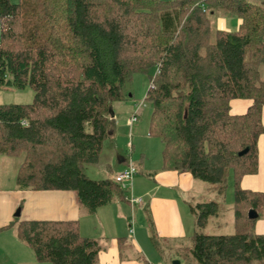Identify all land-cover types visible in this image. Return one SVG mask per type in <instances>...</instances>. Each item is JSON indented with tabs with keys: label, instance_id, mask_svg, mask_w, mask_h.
Masks as SVG:
<instances>
[{
	"label": "trees",
	"instance_id": "obj_1",
	"mask_svg": "<svg viewBox=\"0 0 264 264\" xmlns=\"http://www.w3.org/2000/svg\"><path fill=\"white\" fill-rule=\"evenodd\" d=\"M223 14L242 19L236 31L218 26ZM0 28V85L35 90L31 103L0 104V156H23L18 185L73 191L92 213L125 198L120 183L85 167L116 131L112 107L125 83L156 67L146 98L162 167L190 172L223 198L234 182L235 231L202 232L220 202L191 205L192 254L200 264H264L255 230L264 192L241 186L258 171L264 134V0H0ZM235 99L252 102L238 114ZM18 235L40 262L99 264V243L77 220H25Z\"/></svg>",
	"mask_w": 264,
	"mask_h": 264
},
{
	"label": "crops",
	"instance_id": "obj_2",
	"mask_svg": "<svg viewBox=\"0 0 264 264\" xmlns=\"http://www.w3.org/2000/svg\"><path fill=\"white\" fill-rule=\"evenodd\" d=\"M219 19L218 26L230 31L226 20ZM237 21L239 28L242 19L237 17ZM251 102L249 99L233 100V113H244ZM149 135L151 136L150 133ZM114 137L116 131L111 139H115ZM159 143L162 142L155 138L147 139L142 148L148 146V149L141 152L137 165L130 160L136 165L137 172L131 185L125 190V198L117 196L93 213L80 203L73 191L34 190L18 185L16 177L19 165L14 186L0 187V264H49L38 261L33 248L18 235L19 224L32 219L77 220L81 234L98 241L99 264H156L160 257L157 254L158 247L152 240L150 222L159 241L179 242L191 239L196 230L195 215L191 210V205L194 204L192 198L194 192L207 189V186L202 184V180L195 179L190 172L164 169L163 143L162 146ZM118 157L117 162L110 159L106 163L107 171L104 174L107 175L102 179H114L129 165L128 158L122 155ZM138 166H142V173H138ZM241 186L264 192V134L259 139L258 171L245 175ZM132 195L142 197L144 202L140 205L132 204ZM136 206L138 212H135V219L138 226L133 228L130 224L128 229L130 209L132 207L135 211ZM18 207L21 211L16 216ZM255 230L264 234V212L256 221Z\"/></svg>",
	"mask_w": 264,
	"mask_h": 264
},
{
	"label": "rangeland",
	"instance_id": "obj_3",
	"mask_svg": "<svg viewBox=\"0 0 264 264\" xmlns=\"http://www.w3.org/2000/svg\"><path fill=\"white\" fill-rule=\"evenodd\" d=\"M14 3L19 0H11ZM217 18H223L226 20V26L230 31H236L238 28L237 17L229 14H223ZM220 19H218L219 22ZM1 34V32H0ZM157 68L152 67L148 72H137L125 83L124 93L125 97L122 100L115 101L113 103V112L116 118V137L115 139H107L104 143V149L102 154V160L97 164H89L85 167V173L92 179H102L105 177V171H107L106 163L110 159H117L119 155L128 158L129 162L132 160L137 165L140 158V154L148 149L142 148L147 143V139L155 138V140L161 141L160 138L154 136L151 133V114L153 111V104L149 101L147 93L151 85V77L155 76ZM261 78L264 79V64L261 65ZM35 90L31 86L25 88H17L14 86L0 85V104L19 103L27 104L34 100ZM138 113V121L132 126L129 122L134 112ZM162 142V141H161ZM134 144V147H130L129 144ZM162 146V143H159ZM156 151V150H155ZM161 157L159 158V161ZM23 160V156H0V187L14 186V177L16 170ZM142 166H138V173H142ZM200 181V180H198ZM203 185H206L207 189L194 192L192 201L195 204L199 202H207L210 200H216L220 202V208L210 220L208 225L200 228L204 233L209 234H228L235 231L234 225V182L233 178L230 179V186L226 197L223 198L218 192H216L212 185L201 181ZM129 193V191H128ZM144 202V201H143ZM138 205V204H137ZM140 205V204H139ZM20 207L16 209L15 212ZM138 207L130 212V219L127 222V228H135L138 226L137 216L135 212ZM14 212V213H15ZM136 217V219H135ZM158 247V260L156 264H175V261H179V264H200L191 252L192 240L190 238L183 239L179 242L173 241H159Z\"/></svg>",
	"mask_w": 264,
	"mask_h": 264
},
{
	"label": "built area",
	"instance_id": "obj_4",
	"mask_svg": "<svg viewBox=\"0 0 264 264\" xmlns=\"http://www.w3.org/2000/svg\"><path fill=\"white\" fill-rule=\"evenodd\" d=\"M1 29V28H0ZM138 121V113L137 111L133 113V115L131 116L129 122L131 124V126ZM22 123L24 125L27 124V121L26 120H23ZM130 147H132V144L130 143L129 144ZM137 172V167L136 165L131 161L129 163V165L121 172H119L115 177H114V180L117 181L118 183L121 184V186L124 188V189H127L132 181H133V178H134V175L136 174ZM131 199V203L132 204H142L143 203V198L140 197V196H135V195H132L130 197Z\"/></svg>",
	"mask_w": 264,
	"mask_h": 264
},
{
	"label": "water",
	"instance_id": "obj_5",
	"mask_svg": "<svg viewBox=\"0 0 264 264\" xmlns=\"http://www.w3.org/2000/svg\"><path fill=\"white\" fill-rule=\"evenodd\" d=\"M248 150H249V147L245 148L244 150L239 152V155L242 156V155L246 154L248 152ZM20 211H21V209L19 208L15 215L19 216L20 215ZM259 215H260L259 212L256 209H254V208H251L248 211V216L251 219H256V218L259 217ZM175 264H179V261H175Z\"/></svg>",
	"mask_w": 264,
	"mask_h": 264
}]
</instances>
